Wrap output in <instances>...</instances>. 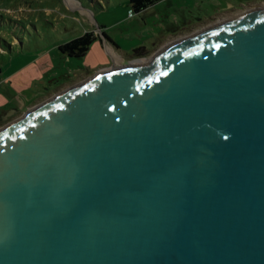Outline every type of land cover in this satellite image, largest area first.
Instances as JSON below:
<instances>
[{
    "label": "water",
    "instance_id": "water-1",
    "mask_svg": "<svg viewBox=\"0 0 264 264\" xmlns=\"http://www.w3.org/2000/svg\"><path fill=\"white\" fill-rule=\"evenodd\" d=\"M0 264H264V8L0 127Z\"/></svg>",
    "mask_w": 264,
    "mask_h": 264
},
{
    "label": "rangeland",
    "instance_id": "rangeland-1",
    "mask_svg": "<svg viewBox=\"0 0 264 264\" xmlns=\"http://www.w3.org/2000/svg\"><path fill=\"white\" fill-rule=\"evenodd\" d=\"M172 3L169 7L164 4L158 6V18L152 12L142 16L146 23L143 26L144 37L150 42H160L181 33L192 34L220 21L264 8V0H172ZM129 8V0H0V68L12 73L29 62L27 65L33 63L41 68L42 75H46L52 68L48 70L45 66L53 62L49 53L62 35L70 31L78 35L92 30L98 21L110 24L108 22L122 16ZM168 9L171 16L165 12ZM149 34L154 38H148ZM63 55L58 71H63L70 79L85 76L84 73L101 65L92 57V50L81 58ZM104 66L111 67V61ZM84 80L86 77L55 93L48 91L43 96L30 91L15 92L18 105L14 104L20 113L1 122L0 126Z\"/></svg>",
    "mask_w": 264,
    "mask_h": 264
},
{
    "label": "crops",
    "instance_id": "crops-1",
    "mask_svg": "<svg viewBox=\"0 0 264 264\" xmlns=\"http://www.w3.org/2000/svg\"><path fill=\"white\" fill-rule=\"evenodd\" d=\"M160 4L169 7L173 3L172 0H158L156 3L140 12H134L130 5V8L126 10L122 16H116V18H113L114 21L108 22L110 24L98 21L94 23V28L92 30H86L78 35H73V31L62 35L49 53L53 58V62H49V65L45 66L48 70L52 68L46 75H42L41 68H37L33 63L27 65L29 62L26 66L22 65L18 70L12 73H10L9 70L4 72L2 71L3 67L0 68V116L3 115L0 123L10 119L14 114L20 113L19 108L16 106L18 104L15 101V92L30 91L34 94L42 93V96L48 91L55 93L64 87H68L73 82H76V80L83 79L84 77L87 79L91 75L108 69L104 65H108L110 61L111 67L120 65L124 62L144 61L147 57H150L158 49L174 39L190 35L191 33L172 35L160 42L156 40L150 42V39L144 37L145 33L143 26L146 23L142 16L147 12H152L151 14H154V17L158 18L159 15L156 10ZM165 12L171 16L169 9ZM138 28L140 30H137ZM86 32H92L96 37V41L92 44L86 55L92 50V57L95 58L98 65L101 64L103 66L100 65L98 68L92 70V72L87 71L84 73L85 76L76 75V78L70 79L63 71H58L59 64L64 59V55L60 52L59 47L82 36ZM147 37L154 38V36L150 34L147 35ZM94 53L95 55L93 56ZM7 110L11 112L6 113ZM5 117L7 118L4 120Z\"/></svg>",
    "mask_w": 264,
    "mask_h": 264
},
{
    "label": "trees",
    "instance_id": "trees-1",
    "mask_svg": "<svg viewBox=\"0 0 264 264\" xmlns=\"http://www.w3.org/2000/svg\"><path fill=\"white\" fill-rule=\"evenodd\" d=\"M157 1L158 0H129V3L134 12H140ZM95 41L96 37L93 33L86 32L82 36L61 45L59 50L69 57L81 58L86 55Z\"/></svg>",
    "mask_w": 264,
    "mask_h": 264
},
{
    "label": "bare ground",
    "instance_id": "bare-ground-1",
    "mask_svg": "<svg viewBox=\"0 0 264 264\" xmlns=\"http://www.w3.org/2000/svg\"><path fill=\"white\" fill-rule=\"evenodd\" d=\"M263 9V8H262Z\"/></svg>",
    "mask_w": 264,
    "mask_h": 264
}]
</instances>
